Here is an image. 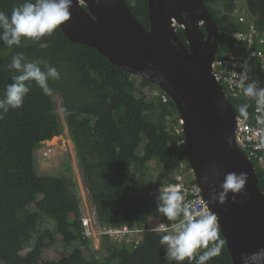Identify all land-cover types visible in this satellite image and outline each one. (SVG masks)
Returning a JSON list of instances; mask_svg holds the SVG:
<instances>
[{
    "label": "trees",
    "instance_id": "obj_1",
    "mask_svg": "<svg viewBox=\"0 0 264 264\" xmlns=\"http://www.w3.org/2000/svg\"><path fill=\"white\" fill-rule=\"evenodd\" d=\"M23 2L0 0V11L10 16L12 9ZM126 2L139 22L149 28L148 1ZM204 2L220 28L217 58H224L237 49L233 34L246 31L249 25L235 16V0ZM219 3L226 8L225 17H221ZM246 6L264 35V0H246ZM178 33L186 43L184 29L179 28ZM17 54L23 55L22 62H35L42 71L56 67L60 76L48 79V95L36 81H25L29 92L22 107L5 105L7 111L0 108V264H168L157 232L144 233L137 245L103 234L102 249L95 251L83 226L77 182L73 176L39 174L35 149L64 131L53 99L57 92L63 98L65 124L99 225L134 222L148 228L159 221L171 223L158 212V203L150 201L148 191L177 183L181 165L186 166L187 176L192 175L183 132L176 130L180 116L175 103L170 98L164 100V92L157 85L131 75L97 49L71 42L60 26L39 40L22 38L19 46L9 47L0 40V100L5 99L13 77L21 74L10 67ZM252 68L249 83L264 88V74L257 60ZM145 87L152 89L151 99H145ZM228 99L241 117L251 118L257 104L254 97L235 98L228 93ZM242 106L247 108L246 117L240 114ZM154 160L161 167L156 183L153 177H147ZM253 163L264 191V169L255 160ZM137 180H148L151 188L139 193L135 189ZM31 203L35 209L29 207ZM47 219L53 220V227L48 226ZM220 237L224 241L221 254L208 264H233L221 231ZM32 239L34 245L23 253ZM59 240L68 252L57 260L44 259V250Z\"/></svg>",
    "mask_w": 264,
    "mask_h": 264
},
{
    "label": "water",
    "instance_id": "obj_2",
    "mask_svg": "<svg viewBox=\"0 0 264 264\" xmlns=\"http://www.w3.org/2000/svg\"><path fill=\"white\" fill-rule=\"evenodd\" d=\"M147 1L149 28L126 0H72L69 19L60 28L71 42L97 49L131 75L157 85L175 103L191 172L217 215L233 264H241L246 254L255 255L253 264H264V191L253 161L237 141L239 112L214 69L217 21L204 0ZM232 172L247 174L246 195L233 200L229 194L220 203L221 184Z\"/></svg>",
    "mask_w": 264,
    "mask_h": 264
},
{
    "label": "clouds",
    "instance_id": "obj_3",
    "mask_svg": "<svg viewBox=\"0 0 264 264\" xmlns=\"http://www.w3.org/2000/svg\"><path fill=\"white\" fill-rule=\"evenodd\" d=\"M71 5L72 0H24L12 9L10 16L0 11V40L11 47L19 46L22 38L39 40L51 35L69 19ZM23 59L22 54L12 57L10 67L21 74L13 77L14 83L6 87L5 99L0 100V108L5 111V105L13 109L22 107L24 97L29 92L25 81H36L44 94L48 95L51 92L48 79H59L60 73L56 67L48 66L45 72L37 63L22 62ZM243 93L246 97H254L257 104L264 108V88L258 89L256 83H249ZM239 111L242 116H247L246 106L240 107ZM247 180L245 172L228 173L221 184L218 201L224 203L229 194H232L233 200L239 194L246 195ZM158 201V212L172 222L160 224L154 229L157 233H163L159 236V244L164 246V258L168 264L172 261L176 264H185V261L187 264H208L221 254L224 241L220 237L218 218L206 204L186 203L179 188L173 185L160 189ZM254 259V254H246L242 256L241 264H253Z\"/></svg>",
    "mask_w": 264,
    "mask_h": 264
},
{
    "label": "built area",
    "instance_id": "obj_4",
    "mask_svg": "<svg viewBox=\"0 0 264 264\" xmlns=\"http://www.w3.org/2000/svg\"><path fill=\"white\" fill-rule=\"evenodd\" d=\"M240 22L248 23L249 27L246 31L235 32V51H230L224 58H216L215 72L219 76V83L226 91L235 98H240L244 95L243 89L249 84L252 77V65L258 61L259 68L264 74V35L258 31L254 19H246L244 16L239 17ZM243 44V45H242ZM169 97L164 93L163 99ZM259 118V119H258ZM264 108L256 104L253 114L249 120L239 117V125L237 131V141L241 149L246 153L251 160H255L260 167L264 169ZM178 133H182L181 124L176 126ZM185 165H181V171L176 175L177 183L168 184L161 187L149 189L148 197L156 200L160 196V189L173 185L179 188L184 196V201L190 204H207L197 181H191L187 178L184 169ZM193 174V173H192ZM120 219V218H119ZM84 218L85 229L88 228ZM172 223V222H171ZM164 221L152 223L151 226L139 227L134 222L118 223V225L101 227V235L107 234L112 239L122 243H141L142 235L146 232H155L154 229L160 224H171ZM163 234V233H159ZM137 235H140L137 237Z\"/></svg>",
    "mask_w": 264,
    "mask_h": 264
},
{
    "label": "rangeland",
    "instance_id": "obj_5",
    "mask_svg": "<svg viewBox=\"0 0 264 264\" xmlns=\"http://www.w3.org/2000/svg\"><path fill=\"white\" fill-rule=\"evenodd\" d=\"M238 5V9L235 12V16L241 17L244 16L246 19H253L251 14L248 12L246 6V0H235ZM217 7L221 11V17H225L227 15L226 8L223 3H219ZM241 9V10H240ZM151 88L145 87L143 91L145 92V99H151ZM158 93L157 91H154ZM137 93V92H136ZM138 94V93H137ZM53 99L57 108V111L60 115L64 131L61 135L55 136L51 140H47L42 142L35 149V164L37 171L42 175H61L65 177L73 176L74 180L77 182V189L82 198L81 210L83 216L88 223V228L85 229V233L92 241V246L95 251H100L101 248V226L96 220L94 206L92 204L91 192L86 186L84 181L81 169L78 164V160L76 158V151L74 143L72 142L68 128L65 124V113L63 109V98L62 95L55 92L53 94ZM70 168V170H69ZM161 170V167L158 165L156 160L150 162V169L148 171L147 177H153L154 183L158 178V174ZM193 174H188L187 178L191 179ZM153 183V184H154ZM150 185V184H149ZM148 185V180H137L135 181V189L139 193H144L146 188L150 186ZM150 199V198H149ZM152 202H156V200L150 199ZM31 209H35V205L31 203L29 205ZM123 216H120L121 219ZM48 220V226L53 227V220ZM30 246H27L23 253L29 251V249L34 245V239L31 240ZM68 252V249L65 248L63 242L60 240L53 244L51 247L44 250L43 258L46 260H57L64 256ZM86 255L87 252L85 253ZM99 254V253H98Z\"/></svg>",
    "mask_w": 264,
    "mask_h": 264
},
{
    "label": "bare ground",
    "instance_id": "obj_6",
    "mask_svg": "<svg viewBox=\"0 0 264 264\" xmlns=\"http://www.w3.org/2000/svg\"><path fill=\"white\" fill-rule=\"evenodd\" d=\"M241 10V9H240Z\"/></svg>",
    "mask_w": 264,
    "mask_h": 264
}]
</instances>
